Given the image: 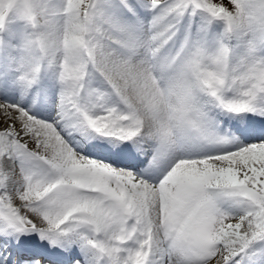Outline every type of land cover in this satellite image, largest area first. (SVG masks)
I'll list each match as a JSON object with an SVG mask.
<instances>
[{"label":"snow or ice","instance_id":"snow-or-ice-1","mask_svg":"<svg viewBox=\"0 0 264 264\" xmlns=\"http://www.w3.org/2000/svg\"><path fill=\"white\" fill-rule=\"evenodd\" d=\"M0 264H264V0H0Z\"/></svg>","mask_w":264,"mask_h":264},{"label":"bare ground","instance_id":"bare-ground-1","mask_svg":"<svg viewBox=\"0 0 264 264\" xmlns=\"http://www.w3.org/2000/svg\"><path fill=\"white\" fill-rule=\"evenodd\" d=\"M235 42V41H234ZM241 46V45H240ZM239 49V48H237ZM56 85L55 81L53 79L50 80L48 88L45 92V94H32L31 92H28L23 97V104L30 108L32 111H34L37 115H47L49 118L55 114V101H56V91L55 90ZM15 98L17 100L20 99L19 93L15 94ZM214 121L221 126V132L233 135L234 129L233 125L236 124L241 118L230 116L227 114H224L222 112H219L217 110H213L212 112ZM256 119L257 117H244V119ZM72 126H66L65 128V135L66 138L71 139L72 136H76L78 132L75 129H69ZM67 130H73L72 134H67ZM83 134H78V136L81 138ZM79 140V139H78ZM83 140V145L79 144L78 142H72V144L77 147L78 150L85 149L87 145H85V142L88 143L89 141L95 143L96 141L91 136H84L81 138ZM91 154L95 157L96 151L92 150Z\"/></svg>","mask_w":264,"mask_h":264},{"label":"rangeland","instance_id":"rangeland-1","mask_svg":"<svg viewBox=\"0 0 264 264\" xmlns=\"http://www.w3.org/2000/svg\"><path fill=\"white\" fill-rule=\"evenodd\" d=\"M8 27L12 31L25 30L24 26L20 25L18 22H14L11 20L9 21ZM201 29H203L202 32H201ZM183 31L190 32L193 35L199 34L205 46L209 50H214L217 47V44L223 35V25L219 22H213L212 24L209 25L207 21L202 20L200 17H197L195 18L194 21H189L186 19L184 22ZM230 46L233 48L234 52H237V53L239 52L240 47H241L240 42L236 40L231 41ZM51 79L54 80L53 74L50 71H45V73L42 75L41 82L38 85L39 87L37 86L30 92L35 95L39 94L38 92L45 94ZM55 90H57V88H55ZM69 129H75V128L71 127ZM75 130L78 132L77 129ZM72 133H73V130H67V134H72ZM69 141L71 143L78 142L81 145L84 144L83 140H81L78 134L76 136H72L71 139H69Z\"/></svg>","mask_w":264,"mask_h":264}]
</instances>
